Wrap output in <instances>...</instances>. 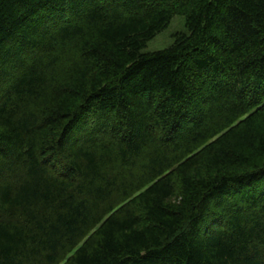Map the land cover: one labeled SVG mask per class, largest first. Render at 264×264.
Segmentation results:
<instances>
[{
	"label": "trees",
	"instance_id": "trees-1",
	"mask_svg": "<svg viewBox=\"0 0 264 264\" xmlns=\"http://www.w3.org/2000/svg\"><path fill=\"white\" fill-rule=\"evenodd\" d=\"M0 264H264V0H0Z\"/></svg>",
	"mask_w": 264,
	"mask_h": 264
},
{
	"label": "rangeland",
	"instance_id": "rangeland-1",
	"mask_svg": "<svg viewBox=\"0 0 264 264\" xmlns=\"http://www.w3.org/2000/svg\"><path fill=\"white\" fill-rule=\"evenodd\" d=\"M184 27L183 19L175 16L170 25L152 39L145 49L146 51H156L170 46L176 39L178 32Z\"/></svg>",
	"mask_w": 264,
	"mask_h": 264
}]
</instances>
